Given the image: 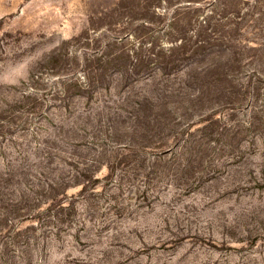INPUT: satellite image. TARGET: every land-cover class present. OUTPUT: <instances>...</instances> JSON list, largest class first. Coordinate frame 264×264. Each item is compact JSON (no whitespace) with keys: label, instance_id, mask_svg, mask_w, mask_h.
<instances>
[{"label":"rangeland","instance_id":"obj_1","mask_svg":"<svg viewBox=\"0 0 264 264\" xmlns=\"http://www.w3.org/2000/svg\"><path fill=\"white\" fill-rule=\"evenodd\" d=\"M120 2L0 0V264H264V0Z\"/></svg>","mask_w":264,"mask_h":264},{"label":"trees","instance_id":"obj_2","mask_svg":"<svg viewBox=\"0 0 264 264\" xmlns=\"http://www.w3.org/2000/svg\"><path fill=\"white\" fill-rule=\"evenodd\" d=\"M136 1L137 0H128L127 3L123 4V2H120L119 5H121L120 8L131 9L130 5H133ZM197 37L199 39H196ZM138 39H140L138 42L141 46L142 43H144L142 41L143 38L139 37ZM152 39L153 40L149 42L150 45L154 44L155 38ZM204 42V38L199 35H196L195 38L191 36H181L177 42L171 45L157 44L156 50L151 51L148 57L149 59H154L153 62L158 64L157 68H159L162 73H165L166 76H170V74H173L175 71H180L182 72V77L188 76L192 77L194 81L200 80L202 82L203 76L209 73L207 69L202 68V66L198 64V62L202 61L200 58L201 54L198 53V51L205 46V44H203ZM191 56L194 57V60L188 64L186 61L190 60ZM134 62L135 68L136 66H143L147 62V59L138 57ZM214 73L216 72L214 71ZM148 76H151V74H148Z\"/></svg>","mask_w":264,"mask_h":264}]
</instances>
